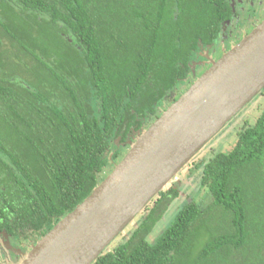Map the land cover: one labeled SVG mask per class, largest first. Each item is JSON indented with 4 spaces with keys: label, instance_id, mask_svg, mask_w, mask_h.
<instances>
[{
    "label": "trees",
    "instance_id": "1",
    "mask_svg": "<svg viewBox=\"0 0 264 264\" xmlns=\"http://www.w3.org/2000/svg\"><path fill=\"white\" fill-rule=\"evenodd\" d=\"M231 3L0 0V230L43 237L91 195L125 157L116 140L180 98L197 48L234 18ZM244 121L230 151L195 166L207 205L185 202L150 242L181 194L162 190L93 264H264V112Z\"/></svg>",
    "mask_w": 264,
    "mask_h": 264
},
{
    "label": "water",
    "instance_id": "2",
    "mask_svg": "<svg viewBox=\"0 0 264 264\" xmlns=\"http://www.w3.org/2000/svg\"><path fill=\"white\" fill-rule=\"evenodd\" d=\"M264 89V20L206 70L21 264H93Z\"/></svg>",
    "mask_w": 264,
    "mask_h": 264
},
{
    "label": "rangeland",
    "instance_id": "3",
    "mask_svg": "<svg viewBox=\"0 0 264 264\" xmlns=\"http://www.w3.org/2000/svg\"><path fill=\"white\" fill-rule=\"evenodd\" d=\"M241 2L242 0L234 1V5H239L240 14L229 26H227L224 37H222L221 40L222 43L219 42L218 44H215L210 48V50L202 49L200 52L198 51L199 53L195 56L197 57L196 61L203 60V63L195 72L192 80L180 83L177 89L178 92L183 94L206 70L213 65L214 62H216L224 53L232 49L264 20V0ZM263 90L260 93H262ZM172 103L173 102L163 100L158 105L159 115H162ZM250 103L182 168L180 173L175 176L170 185L165 189L168 190L172 186L176 185L180 188L181 194L178 198L171 201L168 206H163L160 210L161 213L159 219L148 234V240L150 242H155L169 227L176 216L178 208L185 202L193 199L204 205H207L210 202L211 197L208 194V190L200 187L201 169H197L195 166L202 161L210 159L218 151H230L234 147L237 142L238 131L241 129L242 124H244V120L248 119L250 122H253L264 112V93ZM158 118L159 117L155 116L151 117L148 122L145 123V126L141 131L134 133L135 137L130 143L123 145L120 144L121 140L117 141L118 145L114 146V152L120 151L121 154L125 156L139 136L142 135L144 131H146ZM115 167L116 164L114 165V162L111 163L108 170L103 175L107 177L115 169ZM156 200L157 198L153 199L149 208L140 212L134 221L126 227V229L118 236L115 245L122 241L124 237L128 238L133 229L139 225L141 218H147L149 210L156 206ZM10 245L16 248L15 244H12L10 241L8 242L7 240H3L0 237V251H4V253L8 254L16 253L17 249H12L9 247ZM23 259L24 256H21L18 262L21 263Z\"/></svg>",
    "mask_w": 264,
    "mask_h": 264
},
{
    "label": "flooded vegetation",
    "instance_id": "4",
    "mask_svg": "<svg viewBox=\"0 0 264 264\" xmlns=\"http://www.w3.org/2000/svg\"><path fill=\"white\" fill-rule=\"evenodd\" d=\"M234 1H236V0H232V3H231V5L233 7V10H234V13H235L234 18L232 20L228 21L227 23H225L222 26L221 33H220L219 38H218V40L216 42H214L213 44H210V45L209 44H201L197 48V50H196V52H195V54H194V56L192 58V61H191V74H190V76L187 79H184V81H188L189 82L190 80H192L193 77H194L195 72L198 70L199 66L203 63V60L196 61L197 57H195V56H197V53H199L200 50H202V49L210 50V48L212 46H214L215 44H218L219 42L222 43L221 40H222V37H224V33H225V30H226L227 26H229L236 19V17L240 14L239 5H237V6L234 5ZM255 1H258V0H242L241 3H243V2H255ZM136 132H138V131L132 130L128 134V137L125 140H123V141H122V137L120 136L116 140V144L118 145L117 141H119V140H121V142H122V143L120 142V144H123V145H125L127 143H130L131 140L134 139V137H135L134 133H136ZM36 236L37 235H34L33 237H31V236H29V237H19V236H15V235L9 234L5 230H0V237L3 240H7L8 242L10 241L12 244L16 245V248H14L12 245H10L9 247H11L14 250L17 249L16 253H11V254L4 253V251L3 252L0 251V264H21L23 261L22 262L20 261L21 263L18 262L20 257L24 256V259H26L28 257V254L31 252L33 246H35L37 244V242L42 238V237H39V236L36 237ZM18 247H20V248H18Z\"/></svg>",
    "mask_w": 264,
    "mask_h": 264
},
{
    "label": "bare ground",
    "instance_id": "5",
    "mask_svg": "<svg viewBox=\"0 0 264 264\" xmlns=\"http://www.w3.org/2000/svg\"><path fill=\"white\" fill-rule=\"evenodd\" d=\"M173 181V180H172Z\"/></svg>",
    "mask_w": 264,
    "mask_h": 264
}]
</instances>
